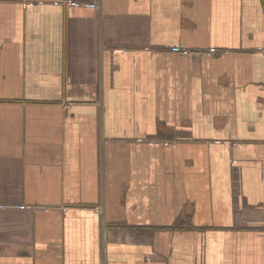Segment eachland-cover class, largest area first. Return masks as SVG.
Returning a JSON list of instances; mask_svg holds the SVG:
<instances>
[{
  "label": "crops",
  "instance_id": "crops-1",
  "mask_svg": "<svg viewBox=\"0 0 264 264\" xmlns=\"http://www.w3.org/2000/svg\"><path fill=\"white\" fill-rule=\"evenodd\" d=\"M0 264H264V0H0Z\"/></svg>",
  "mask_w": 264,
  "mask_h": 264
},
{
  "label": "built area",
  "instance_id": "built-area-1",
  "mask_svg": "<svg viewBox=\"0 0 264 264\" xmlns=\"http://www.w3.org/2000/svg\"><path fill=\"white\" fill-rule=\"evenodd\" d=\"M69 3H70V4H74L73 2H69ZM232 144H233V143H232ZM232 144H231V145H232Z\"/></svg>",
  "mask_w": 264,
  "mask_h": 264
}]
</instances>
